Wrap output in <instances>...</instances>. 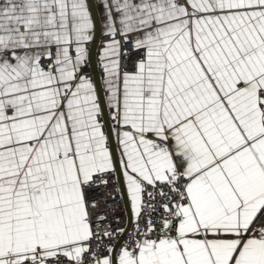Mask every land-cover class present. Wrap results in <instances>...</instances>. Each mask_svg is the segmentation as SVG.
Segmentation results:
<instances>
[{
	"label": "snow or ice",
	"instance_id": "1",
	"mask_svg": "<svg viewBox=\"0 0 264 264\" xmlns=\"http://www.w3.org/2000/svg\"><path fill=\"white\" fill-rule=\"evenodd\" d=\"M0 264H264V0H0Z\"/></svg>",
	"mask_w": 264,
	"mask_h": 264
}]
</instances>
